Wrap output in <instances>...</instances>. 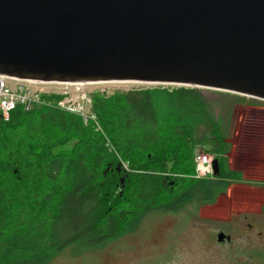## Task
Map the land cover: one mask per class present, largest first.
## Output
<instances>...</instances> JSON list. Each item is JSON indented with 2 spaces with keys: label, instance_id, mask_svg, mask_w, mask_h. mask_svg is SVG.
Returning a JSON list of instances; mask_svg holds the SVG:
<instances>
[{
  "label": "trees",
  "instance_id": "1",
  "mask_svg": "<svg viewBox=\"0 0 264 264\" xmlns=\"http://www.w3.org/2000/svg\"><path fill=\"white\" fill-rule=\"evenodd\" d=\"M211 90L214 101L199 87L95 92L101 130L54 105L0 116V264H48L77 243L121 237L147 213H197L243 181L229 138L238 106L255 112L257 99ZM257 134L246 141L261 143ZM203 148L219 160L213 178L195 176Z\"/></svg>",
  "mask_w": 264,
  "mask_h": 264
},
{
  "label": "water",
  "instance_id": "2",
  "mask_svg": "<svg viewBox=\"0 0 264 264\" xmlns=\"http://www.w3.org/2000/svg\"><path fill=\"white\" fill-rule=\"evenodd\" d=\"M0 76L177 84L264 100V0H0ZM213 169L220 173L218 158Z\"/></svg>",
  "mask_w": 264,
  "mask_h": 264
},
{
  "label": "rangeland",
  "instance_id": "3",
  "mask_svg": "<svg viewBox=\"0 0 264 264\" xmlns=\"http://www.w3.org/2000/svg\"><path fill=\"white\" fill-rule=\"evenodd\" d=\"M7 83L14 90L21 84L13 79ZM154 87L193 88L144 82L88 85L93 94ZM201 91L207 100H215L211 89ZM59 99L49 98L52 105ZM256 99L259 110L255 112H250L247 105L238 106L236 125L229 138L233 142L231 166L243 172L244 180L233 184L215 204L204 205L197 213L192 206L179 213H147L121 237L77 243L48 264H264V100ZM259 118L262 127L255 128L253 121ZM203 129L197 130L198 140ZM254 129L262 139L255 145L246 141ZM201 150L215 158L205 148ZM253 150L254 155H250ZM250 223L253 226L249 227ZM220 231L231 234L233 239L218 241Z\"/></svg>",
  "mask_w": 264,
  "mask_h": 264
},
{
  "label": "built area",
  "instance_id": "4",
  "mask_svg": "<svg viewBox=\"0 0 264 264\" xmlns=\"http://www.w3.org/2000/svg\"><path fill=\"white\" fill-rule=\"evenodd\" d=\"M9 79L21 82L18 90L8 86ZM106 82L117 81L59 82L0 76V116L8 119L10 112L18 104L24 105L29 110L36 105H52L49 97H59L54 106L79 115L86 125L92 123L101 130L100 122L93 110V92L88 89V85ZM44 96L48 98L45 99ZM213 160V156L204 152L199 153L196 157L195 176L203 178L214 174Z\"/></svg>",
  "mask_w": 264,
  "mask_h": 264
},
{
  "label": "flooded vegetation",
  "instance_id": "5",
  "mask_svg": "<svg viewBox=\"0 0 264 264\" xmlns=\"http://www.w3.org/2000/svg\"><path fill=\"white\" fill-rule=\"evenodd\" d=\"M215 176V174H212L209 178H213ZM251 226H253V224H249V227H251ZM227 234V233H226ZM227 235H230L231 236V240L233 239V237H232V235L231 234H227ZM225 240H227V239H225ZM224 240V241H225ZM231 240H227V241H231Z\"/></svg>",
  "mask_w": 264,
  "mask_h": 264
}]
</instances>
